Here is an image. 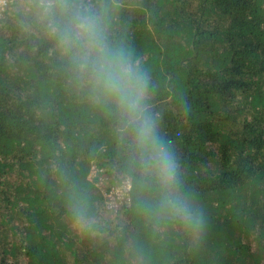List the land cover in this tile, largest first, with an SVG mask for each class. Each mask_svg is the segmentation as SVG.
<instances>
[{
  "label": "trees",
  "instance_id": "trees-1",
  "mask_svg": "<svg viewBox=\"0 0 264 264\" xmlns=\"http://www.w3.org/2000/svg\"><path fill=\"white\" fill-rule=\"evenodd\" d=\"M77 10L144 80L174 181L62 47ZM0 264H264V0H9Z\"/></svg>",
  "mask_w": 264,
  "mask_h": 264
},
{
  "label": "clouds",
  "instance_id": "clouds-1",
  "mask_svg": "<svg viewBox=\"0 0 264 264\" xmlns=\"http://www.w3.org/2000/svg\"><path fill=\"white\" fill-rule=\"evenodd\" d=\"M45 11L51 0H41ZM61 45L74 51V59L82 70H90L95 84L112 96L125 118V127L135 133V140L142 152H154L150 157L166 182L175 179L176 163L154 135L152 117L144 105L146 84L135 77L123 60L111 59L112 55L104 43L103 29L94 17L72 12L69 27L61 37Z\"/></svg>",
  "mask_w": 264,
  "mask_h": 264
},
{
  "label": "built area",
  "instance_id": "built-area-1",
  "mask_svg": "<svg viewBox=\"0 0 264 264\" xmlns=\"http://www.w3.org/2000/svg\"><path fill=\"white\" fill-rule=\"evenodd\" d=\"M8 2H9V0H0V12L4 9L5 5ZM119 189H121V188H117L113 191H110L109 193L110 194H116L117 195L116 197L119 199V198H121V195L127 191V186L123 185V189H124L123 192H122V190H119ZM118 192H121V193H118Z\"/></svg>",
  "mask_w": 264,
  "mask_h": 264
},
{
  "label": "rangeland",
  "instance_id": "rangeland-1",
  "mask_svg": "<svg viewBox=\"0 0 264 264\" xmlns=\"http://www.w3.org/2000/svg\"><path fill=\"white\" fill-rule=\"evenodd\" d=\"M94 172V171H93ZM93 172H92V174H91V176L93 175ZM90 176V177H91ZM101 183H102V181H101ZM99 187L101 188L102 187V185H99ZM120 187V186H119ZM103 190H105V189H103ZM119 190H122V192H123V188H121V189H119ZM111 191V190H110ZM118 193H121V192H118ZM104 194H106V192L104 191ZM108 194V193H107ZM108 200L110 199L108 196H105ZM119 199H121V198H119ZM109 202V201H108ZM109 204H110V202H109Z\"/></svg>",
  "mask_w": 264,
  "mask_h": 264
}]
</instances>
